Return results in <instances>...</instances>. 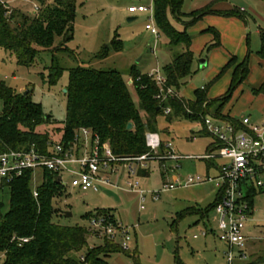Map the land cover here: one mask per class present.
<instances>
[{
    "label": "rangeland",
    "instance_id": "1",
    "mask_svg": "<svg viewBox=\"0 0 264 264\" xmlns=\"http://www.w3.org/2000/svg\"><path fill=\"white\" fill-rule=\"evenodd\" d=\"M2 1L10 8L35 15L32 0ZM140 2L146 3L148 0H76L74 37L67 42V46L79 54L77 59L64 50H42L35 64L27 67L19 65L16 56L0 46V84L5 83L18 93L29 91V96L42 104L45 112L59 123L46 124L41 128L48 129L54 140L60 138L58 130L67 115L65 90L70 81L68 68L82 65L95 69L119 70L134 93L129 75L133 66H137L143 73H150L170 60L171 52L165 34L157 26V36L146 28L149 14L128 11L130 4ZM207 5L217 11L243 10V17L209 13L194 20L191 12ZM181 11L183 14L179 16V20L171 16L169 20L175 29H185L189 34L194 60L193 74L180 88L179 95L192 99L193 91L201 86L207 87L210 98L224 94L229 87L231 70L227 69L221 74L219 72L231 56L234 55L240 61L248 53V73L233 89L221 111L224 115L228 112L236 118L248 115L256 122L264 120V92L255 93L253 90L264 80V62L260 63L256 54L260 48V39L255 33L258 27H264V2L183 0ZM131 17L135 19L130 21ZM207 27L214 28L219 33V46L208 48L213 42V36L207 42L209 35H203L201 31ZM116 36L122 40L123 49H111L105 58L96 57L104 45L111 44ZM60 40L58 38L55 45ZM54 55L66 70L57 84L50 85L48 67L51 66ZM201 60L206 61L204 67H200ZM205 116L210 117L213 123H221V120L211 114ZM157 128L161 139L171 142V150L176 154L201 155L213 142L210 135L198 132L202 123L197 120L178 117L167 122L164 116H159ZM214 161L220 162L218 159ZM207 163V160L197 158L147 161V167L140 169L132 177L134 182H139L137 190H144L147 196V200L142 203L143 208L139 195L128 187V176L124 164L120 163V188L106 186L100 191H82L70 185L65 186L64 194L53 202L57 209L54 221L64 225L88 226V214L110 210L115 220L129 230L131 239L130 250L115 251L106 257L109 264H225L228 246L219 238L218 215L213 208H209L215 197V182L206 179L193 186L163 189L165 183L176 184L178 176L191 174L200 175L204 179L207 176L215 177L216 168L209 164L207 170ZM64 177L70 181V175L65 173ZM42 181V173L37 172L32 187L35 188ZM154 192H158L157 199L152 198ZM0 201L5 204L3 212L7 211L10 202L9 188L0 187ZM67 211L71 212L70 216L66 215ZM201 231H206V234L201 235ZM245 233L251 239L246 248L248 259L245 263L264 264V190L253 196V215L247 222ZM88 243L90 246L101 245L103 239L92 236ZM236 251L234 249L235 253Z\"/></svg>",
    "mask_w": 264,
    "mask_h": 264
},
{
    "label": "trees",
    "instance_id": "2",
    "mask_svg": "<svg viewBox=\"0 0 264 264\" xmlns=\"http://www.w3.org/2000/svg\"><path fill=\"white\" fill-rule=\"evenodd\" d=\"M34 1L41 8L39 13L30 15L21 9L10 8L0 0V46L14 54L19 65L27 67L35 64L42 50H64L77 59L79 54L67 46V42L74 37L76 0ZM182 1L154 0L155 25L167 37L171 52L170 60L160 68L165 77V87L172 89L171 94H165L162 99L156 97L159 87L148 73H143L137 66H133L129 73L136 97L119 70L82 65L68 68L70 81L65 91L67 115L60 124L62 126L58 131L61 136L57 140L67 141L76 130L86 127L92 129L101 142L109 143L115 154L131 157L150 151L146 135L148 132H159V116H164L167 122L178 117L200 121L202 128L198 132L202 134H206L203 125L205 114L235 120L222 114L221 108L248 73V53L240 61L234 55L231 56L222 67L219 74L229 68L232 72L228 89L219 97L208 98L206 86L195 89L192 99H186L178 93L193 74L194 60L189 34L185 29H175L169 20V16L179 20L183 14ZM209 13L243 17V10L217 11L209 5L193 10L191 15L196 20ZM207 30L213 35V42L208 48L219 46V33L214 28L209 27ZM58 38L61 40L55 45ZM259 39L260 48L256 54L260 60H264V27L259 28ZM111 49H123V42L117 36L111 44L104 45L96 57H107ZM48 70V82L55 85L66 68L59 64L54 55ZM253 90L255 93L264 92V80ZM0 102V142L4 146L16 149L36 144L44 149L53 139L48 129L41 128L58 122L29 94L18 93L1 83ZM166 108H169L168 113L164 112ZM129 123L133 125L131 129H128ZM161 141L159 152L164 153L165 141ZM5 187L10 190V202L8 210L3 212L5 204L0 201L1 264H109L106 257L112 252L126 251L107 238L103 239L101 245L90 246L88 240L95 234L89 225H64L54 221L57 209L53 202L64 194L65 186L57 182L51 172H44V179L37 186L38 196L33 193L30 171L5 183ZM263 190L250 191L249 202L252 207L253 196ZM215 204L216 200L209 208ZM99 214H105L116 222L110 210L90 213L87 215L88 220ZM25 238L27 241L23 242ZM82 256L85 260L81 259Z\"/></svg>",
    "mask_w": 264,
    "mask_h": 264
},
{
    "label": "built area",
    "instance_id": "3",
    "mask_svg": "<svg viewBox=\"0 0 264 264\" xmlns=\"http://www.w3.org/2000/svg\"><path fill=\"white\" fill-rule=\"evenodd\" d=\"M34 2V12L39 13L40 5ZM129 12H147L149 22L146 28L155 36L158 31L154 21V0L128 7ZM159 87L156 97L164 98L171 94L172 89L165 87V77L160 68L148 73ZM203 87V86H201ZM169 112V108L164 110ZM221 120L213 123L210 117L203 118L204 131L213 138L212 144L201 155H181L171 150V142H164V153L159 152L162 144L156 132H148L146 144L149 152L139 156H118L111 145L101 142L99 136L86 127L76 130L74 136L67 140H50L44 149L36 144L20 148L6 147L0 142V187L4 188L16 177L27 171L32 173V182L37 172L48 171L60 176L64 186L70 185L82 191H100L102 187L114 186L120 188L113 176H120L118 164L123 163L128 176V187L139 192L141 207L147 200L144 190H137L139 182H134L133 176L147 167V161L152 159H204L213 162L217 167V175L213 178L200 175L181 176L177 183H165L163 189L188 187L200 184L206 179L215 182L216 204L213 207L218 215L219 238L227 243L225 264H246L247 253L245 245L248 236L245 233L247 222L252 219L253 207L249 196L252 189L264 188V120L253 123L249 117L242 116L239 120ZM194 138V136H192ZM218 159L220 162H215ZM70 175L68 182L64 174ZM38 186V185H37ZM37 186L33 188L34 196H38ZM158 198V192L152 194ZM89 227L95 237L107 238L124 249L130 250V232L119 222L112 221L109 216L99 214L89 220ZM205 235L206 231H201ZM197 237V234L193 235ZM26 242L27 239H22ZM234 249H237L236 253ZM85 260L84 256L81 257ZM85 264H91L86 262Z\"/></svg>",
    "mask_w": 264,
    "mask_h": 264
},
{
    "label": "crops",
    "instance_id": "4",
    "mask_svg": "<svg viewBox=\"0 0 264 264\" xmlns=\"http://www.w3.org/2000/svg\"><path fill=\"white\" fill-rule=\"evenodd\" d=\"M149 1V0H148ZM140 3H145V2H140ZM146 3H148V2H146ZM139 4V3H138ZM131 5H137V4H130L129 6H131ZM129 11V10H128ZM130 13H136V12H130ZM135 18H133V17H131L129 20L130 21H132V20H134ZM209 27H207V28H203L201 31H203L202 32V34L203 35H209L208 37H209V39H207V42H208V40H212V33H210L207 29H208ZM259 28L260 27H258L256 30H255V33L257 34V35H259ZM211 36V37H210ZM206 44V43H205ZM205 46V45H204ZM190 49H191V45H190ZM191 51L193 52V50L191 49ZM258 57V56H257ZM258 59H259V57H258ZM260 60V59H259ZM261 62H264V60H260V63ZM206 65V61H204V62H202V63H200V67H204ZM157 68V67H156ZM230 70H231V72H232V69L231 68H229ZM261 83H262V81H261ZM260 83V84H261ZM259 84V85H260ZM207 97L208 98H210L209 96H208V94H207ZM228 114V115H227ZM226 115L229 117V118H232V119H235V120H239L241 117H238V118H236V117H234V116H232V115H230L228 112H226ZM244 116H247V117H249V119H250V121L251 122H253V123H260V122H256V121H254V120H252L251 118H250V116H248V115H244ZM263 121V120H262ZM209 162V161H208ZM213 165L215 168H216V171H217V167H216V165L213 163V162H209V163H207V166H206V169L208 170V165ZM139 171H141V170H139ZM138 171V172H139ZM123 172V171H122ZM144 173H146L147 174V171H144ZM208 174V173H207ZM216 175H217V172H216ZM215 175V176H216ZM181 176H178V179L180 178ZM113 178H115L114 180H117L118 181V183H119V179H120V176H116V177H113ZM215 189H216V186H215ZM133 192H136L138 195H139V192H137V191H133ZM216 192H217V190H216ZM216 192H215V197H214V200L216 199ZM139 198H140V195H139ZM213 200V201H214ZM141 203V202H140ZM142 208V207H141ZM249 237H248V240H247V242H246V245H245V250H246V248H247V246H248V241H249ZM251 240V239H250ZM247 253V252H246ZM247 259H248V257H247ZM247 259H246V262H247Z\"/></svg>",
    "mask_w": 264,
    "mask_h": 264
},
{
    "label": "water",
    "instance_id": "5",
    "mask_svg": "<svg viewBox=\"0 0 264 264\" xmlns=\"http://www.w3.org/2000/svg\"><path fill=\"white\" fill-rule=\"evenodd\" d=\"M202 62H204V61L201 60L199 63H202ZM65 91H66V90H65ZM28 93H29V91H26V92H25V95H27ZM132 126H133L132 123H129V124H128V129H131ZM56 181H57V182H60V181H61V177H60V176H56ZM66 215H67V216H70V215H71V212H70V211H67V212H66Z\"/></svg>",
    "mask_w": 264,
    "mask_h": 264
}]
</instances>
